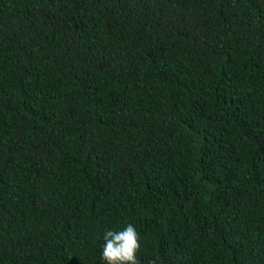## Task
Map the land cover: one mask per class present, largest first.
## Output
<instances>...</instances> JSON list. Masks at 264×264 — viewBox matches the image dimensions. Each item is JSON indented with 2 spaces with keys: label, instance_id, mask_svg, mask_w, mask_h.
<instances>
[{
  "label": "trees",
  "instance_id": "obj_1",
  "mask_svg": "<svg viewBox=\"0 0 264 264\" xmlns=\"http://www.w3.org/2000/svg\"><path fill=\"white\" fill-rule=\"evenodd\" d=\"M264 264V0H0V264Z\"/></svg>",
  "mask_w": 264,
  "mask_h": 264
},
{
  "label": "clouds",
  "instance_id": "obj_2",
  "mask_svg": "<svg viewBox=\"0 0 264 264\" xmlns=\"http://www.w3.org/2000/svg\"><path fill=\"white\" fill-rule=\"evenodd\" d=\"M104 241L102 260L105 264H140L137 258L140 236L132 223L120 231H106Z\"/></svg>",
  "mask_w": 264,
  "mask_h": 264
}]
</instances>
